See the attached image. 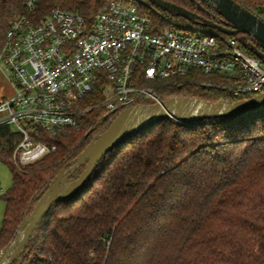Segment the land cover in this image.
I'll return each instance as SVG.
<instances>
[{"label": "trees", "instance_id": "trees-1", "mask_svg": "<svg viewBox=\"0 0 264 264\" xmlns=\"http://www.w3.org/2000/svg\"><path fill=\"white\" fill-rule=\"evenodd\" d=\"M26 1L0 0V56L20 17L39 22L60 9L90 24L115 0H39L32 10ZM165 1L187 10L194 6L190 0ZM233 1L264 21V0ZM153 7V20L167 28L168 16ZM160 84L164 101L244 99L229 93L232 79L201 71ZM101 101L98 87L83 106ZM84 119L82 130L47 138L56 152L29 167L16 168L10 145L1 146L12 187L3 197L0 249L13 241L55 177L109 127L97 133L104 123L98 108ZM22 264H264V105L232 119H166L121 142L97 164L82 191L44 217Z\"/></svg>", "mask_w": 264, "mask_h": 264}, {"label": "built area", "instance_id": "built-area-1", "mask_svg": "<svg viewBox=\"0 0 264 264\" xmlns=\"http://www.w3.org/2000/svg\"><path fill=\"white\" fill-rule=\"evenodd\" d=\"M38 1L27 0V8ZM151 10L146 0H115L90 24L60 9L39 22L18 18L0 56L15 90L0 104V161L6 143L16 168L34 165L57 150L47 138L82 130L91 110L104 117L100 133L130 107L162 105L160 82L193 71L232 79L236 98L264 93L261 61L243 50L252 38L172 32ZM98 87L102 101L83 106Z\"/></svg>", "mask_w": 264, "mask_h": 264}, {"label": "water", "instance_id": "water-1", "mask_svg": "<svg viewBox=\"0 0 264 264\" xmlns=\"http://www.w3.org/2000/svg\"><path fill=\"white\" fill-rule=\"evenodd\" d=\"M151 5L195 25L213 29L229 37L248 36L257 46H246L264 65V21L233 0H190L205 14L197 15L184 7L165 0H146ZM207 8H206V7ZM221 17V22L217 17ZM244 43V38L241 39ZM264 105V93L233 104H213L192 98L176 97L162 105H138L120 113L106 131L94 138L74 164H68L46 188L32 213L26 217L13 241L0 249V264H22V255L44 217L56 203L74 198L89 181L97 164L118 144L138 134L151 124L166 119L179 121H207L232 119L255 111ZM80 177L71 181L82 169Z\"/></svg>", "mask_w": 264, "mask_h": 264}, {"label": "rangeland", "instance_id": "rangeland-1", "mask_svg": "<svg viewBox=\"0 0 264 264\" xmlns=\"http://www.w3.org/2000/svg\"><path fill=\"white\" fill-rule=\"evenodd\" d=\"M162 14L165 17L168 16L166 18H169L170 20L168 24L169 26L167 28L165 27L169 31L176 32V33H182V34H192L195 36H205L208 34H217L221 36L219 32L213 29L204 27V26L195 25V24H184L180 22L178 17H175L165 11H162ZM222 36L226 40H229L231 38L225 35H222ZM261 68L264 70L263 64L261 65ZM9 76H10L9 72L4 67H1L0 69V104L6 100L11 99L15 95V90L9 80ZM205 84H208V82H205ZM100 128L97 130V133L100 130ZM94 138H95V135L93 136L92 140ZM11 187H12L11 171L9 167L3 163V161H0V231L2 228V222H3V217L5 213V208H6V204L3 200V197L5 196V194L9 191Z\"/></svg>", "mask_w": 264, "mask_h": 264}, {"label": "flooded vegetation", "instance_id": "flooded-vegetation-1", "mask_svg": "<svg viewBox=\"0 0 264 264\" xmlns=\"http://www.w3.org/2000/svg\"><path fill=\"white\" fill-rule=\"evenodd\" d=\"M192 3V2H191ZM193 4V3H192ZM194 6H187V8H189L188 10L189 11H191V12H194V13H196L197 15H200V16H202V17H206L205 16V14L200 10V8H198L195 4H193ZM195 6L197 7V8H195ZM217 21L218 22H221L222 20H221V17H217Z\"/></svg>", "mask_w": 264, "mask_h": 264}]
</instances>
